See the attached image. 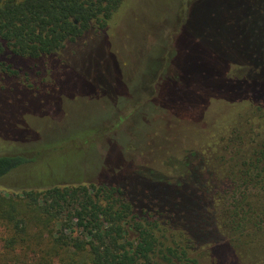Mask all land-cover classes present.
Instances as JSON below:
<instances>
[{
    "label": "trees",
    "instance_id": "1",
    "mask_svg": "<svg viewBox=\"0 0 264 264\" xmlns=\"http://www.w3.org/2000/svg\"><path fill=\"white\" fill-rule=\"evenodd\" d=\"M123 1L0 0L3 80L35 91L48 80L53 65L64 64L65 56L75 54L88 39L106 33ZM180 2H167L154 27L133 17L143 27H159L151 30L158 31L161 46L149 64L154 92L132 104L129 134L115 139L132 140L141 125L139 114L142 123L153 117L157 133L151 140L160 158L136 163L124 157L94 182L47 185L24 196L0 195V264H264V245L256 244L260 238L252 232L264 227V0H193L170 41L164 31H170ZM224 7L229 19L218 23L219 29L196 28L204 12L213 19ZM108 56L119 82L116 61ZM186 56L200 75L187 74L189 86L183 85ZM172 72L173 87L166 89ZM88 84L97 95L108 85L94 78ZM137 84L138 79L132 88ZM208 84L222 99L196 100ZM158 87L169 93L183 89L177 103H171L181 108L176 111V134L170 133L172 120L165 122V110L156 103L162 91ZM186 91L191 92L188 97ZM82 92L77 88L71 96ZM171 96L163 97L162 106ZM53 111L20 112L14 132L0 136L19 143L29 134L26 115ZM24 154L23 149L0 154V180L37 160ZM148 178L156 182L139 189L138 180ZM170 193L195 195L201 213L188 215L170 200L155 197ZM200 216L204 227L198 224Z\"/></svg>",
    "mask_w": 264,
    "mask_h": 264
},
{
    "label": "rangeland",
    "instance_id": "2",
    "mask_svg": "<svg viewBox=\"0 0 264 264\" xmlns=\"http://www.w3.org/2000/svg\"><path fill=\"white\" fill-rule=\"evenodd\" d=\"M169 1L171 0H124L118 12L113 15L106 33L88 39L86 44L77 48L75 54L65 56L62 61L64 64L59 63L57 67L53 65L52 70L54 71L48 80L37 89L35 88V91L19 88L18 83L15 84L9 79L3 80V75H0V87L6 86L5 89L0 90V133L14 132L20 112L46 114L55 111L39 117L26 115L23 123L29 129V134L19 143L0 136V154L14 153L17 149H23L27 159L37 158L36 162L31 161L1 179L0 195L8 197V195L23 194L24 196L27 194L25 191L41 189L47 185L94 182L98 174L117 165L124 157L125 161L136 163H142L143 159L160 158L161 152L154 148V142L151 140L152 135L157 133V122H154L153 117L145 119L142 123L139 114L138 121L144 128L141 131V125L138 124L136 132L132 134L131 139L135 146L131 144L130 136H126L121 143H116L115 139L120 134L122 137L125 133L129 134L127 114L132 104L140 103L154 92L155 77L151 74L149 64L153 63L152 59L157 55V52L154 53L156 46L160 47L161 42L157 36L158 31L151 29H159V27L146 28L135 20L137 19L142 24L157 26ZM192 1L181 0L168 27L170 31H164L165 38L170 41L174 38L178 32L181 17ZM251 5L250 3L249 7ZM226 9L224 7L220 15L213 19L207 12H204V21L196 22V28L219 29L221 25L218 23L222 24L229 19ZM200 19L198 17L197 20ZM106 34H108L107 44L104 38ZM105 44L107 49H105ZM108 53L114 58L120 71L121 80L119 82L113 73ZM183 61L182 73L185 78L183 85L189 86L186 76L196 74V70H192V67L196 69V66L192 65L191 56H186ZM102 70L106 71V75L101 74ZM234 71L238 73V70ZM196 75L200 77L199 74ZM92 78L97 83L102 81L103 84H108L101 90L100 95L92 94L94 93L92 85L88 84ZM136 79H138V84L132 88ZM174 79L172 72L168 76L166 89L173 87ZM209 84L197 95L196 100L222 99V94L216 89L207 88ZM77 88L83 91V95L71 96V92ZM157 89L162 91L158 94L156 103H159L160 107L165 110V122L172 120L170 133L176 134V111L181 108L171 103H177L176 99L183 89L174 91L172 88V93L164 91L162 87ZM88 92L92 94L91 97L86 95ZM168 94L172 96L166 100L167 104L162 106L163 97ZM189 94L191 92L186 91L185 97ZM119 96L121 102L118 99ZM116 103L120 104L119 107ZM33 143L38 144V148L35 149ZM114 143L116 146L113 145ZM184 144L180 143L181 146ZM151 178L138 180V188L144 189L155 183L156 181ZM155 197L159 200H170L171 205L176 206L180 211L185 210L188 215L197 216L201 213L199 208L202 205L196 207V198L193 194L170 193L165 197L158 195ZM192 224H195L194 221ZM198 224L204 227L202 216L198 219ZM48 230L49 228L46 232ZM252 232H258L260 242L256 244L264 245V227L259 230L253 229ZM2 244L0 239V250Z\"/></svg>",
    "mask_w": 264,
    "mask_h": 264
}]
</instances>
